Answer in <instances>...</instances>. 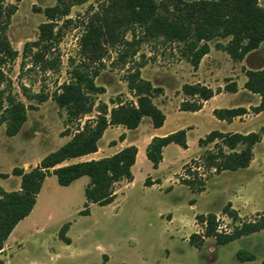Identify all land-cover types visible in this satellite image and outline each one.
I'll return each instance as SVG.
<instances>
[{
	"label": "rangeland",
	"instance_id": "374dc122",
	"mask_svg": "<svg viewBox=\"0 0 264 264\" xmlns=\"http://www.w3.org/2000/svg\"><path fill=\"white\" fill-rule=\"evenodd\" d=\"M109 1L69 2L72 5L67 18L70 22H59L58 42L46 57L54 66L44 70L33 62L37 49L25 52V44L38 40L39 26L46 22L43 11L55 6L57 0H6V5L17 7L6 34L18 51V57L4 67L9 81L0 92V120L7 115L4 110L10 97L22 101L29 109L27 122L16 136H8L6 123L0 121V174L10 175L7 179L0 178V185L9 192L20 190L21 179L12 175L13 169L35 165L64 145L85 121L98 114L102 103L112 107V99L136 101L135 94L128 89V80L139 69L142 77L164 89L154 102L165 106L169 116L165 131L192 127L188 131L189 149L170 145L159 171L146 158L136 168L134 182L113 203L107 206L92 204L87 216L80 212L86 203L83 181L89 179L85 177L73 186L63 187L52 175L44 184L39 206L32 217L35 225L30 227L31 220L23 224L19 230L21 236H16L11 250L0 253V264H103L104 254L109 258L106 264H260L264 260V232L227 245H218L214 238H208L200 249L192 246L189 239L201 231L197 215L217 214L221 228L231 229L232 221L222 214L228 203H232L243 220L264 213V111L258 115L250 111L260 103V97L242 85L246 81L245 69L264 68V43L236 64L226 52L216 49L218 42L226 45L228 39H215L209 43L211 58L200 71L203 82L217 91L224 85L225 78L237 73L240 92L236 96L226 94L219 101L220 106L233 108L237 104V107L249 109L248 115L228 124L213 116L209 108L200 113L180 111L177 106L182 99L194 100L185 96L182 88L194 82L196 76L195 69L182 55L183 43L150 37L143 27L127 26L120 30L116 43L107 45L102 62L90 63L85 57L81 38L86 25ZM259 3L264 6V0ZM210 66L217 67L212 76L207 70ZM83 69L88 73L99 71L95 83L104 87L105 93L90 94L95 104L91 115L68 122L65 110H60L52 97L63 83L72 79L76 70ZM36 94L48 95L49 100L39 104L34 97ZM31 106L38 108L31 109ZM145 127L146 124L140 127V133ZM215 130L243 134L260 132L262 141L255 147L254 160L248 168L212 173L205 190L194 193L179 179L186 176V165L196 170V165L190 164L192 159L213 149V144L201 148L198 141ZM198 171L202 175L209 174L202 167ZM147 178L160 182L146 186ZM66 224L69 225L66 236L72 240L70 245L59 238ZM240 250L254 254L256 260L242 263L237 258Z\"/></svg>",
	"mask_w": 264,
	"mask_h": 264
},
{
	"label": "trees",
	"instance_id": "16d2710c",
	"mask_svg": "<svg viewBox=\"0 0 264 264\" xmlns=\"http://www.w3.org/2000/svg\"><path fill=\"white\" fill-rule=\"evenodd\" d=\"M84 1L86 0H57L55 6L47 7L43 11L46 22L39 26L38 40L25 44V52L37 49L33 54L35 64L41 65L44 70L53 68L54 63L46 57L58 42L61 33L59 22H70L67 19L72 6L69 2ZM16 10V6L6 5V0H0V92L9 81L4 67L18 57V51L13 48L6 34ZM127 26L143 27L145 34L150 37H162L183 43L182 55L197 71L202 59L210 52L209 43L215 39H228L226 45L218 42L216 49L226 52L235 63L244 61L250 53L259 49L264 43V6L259 0H110L102 12L87 23L81 38V48L87 60L90 63L102 62L108 51L107 45L116 43L120 30ZM244 74V89L260 97V103L250 108L253 114L258 115L264 111V68L245 69ZM98 75V70L90 73L84 69L76 70L72 79L63 83L53 95L52 99L59 109L65 110L68 122L80 121L93 113L95 104L90 94L105 93V88L95 83ZM128 89L135 94L136 101L112 99V107L102 103L94 118L85 121L68 142L45 156L37 166L29 170L14 168L12 175L21 179L20 190L9 192L0 185V253L15 227L33 211L47 177L56 176L59 185L63 187L70 186L82 177L89 178L90 183L85 188L86 203L80 212L83 216L90 215L92 204L107 206L113 203L117 185L123 181L130 183L134 180L132 168L138 154L134 145L125 147L110 157L65 164L69 160L96 153L99 141L109 127L123 126L128 130H135L144 118H150L154 128L164 126L166 115L154 102L157 95L164 93V89L155 87L144 79L140 69L130 76ZM224 90L237 93L238 83L227 78ZM182 92L194 99L192 102H182L180 109L185 112L200 111L204 102L215 96L212 88L200 83L185 84ZM34 97L39 104L49 100V96L44 94H36ZM7 102L4 110L7 115L0 121L7 125L6 134L13 137L21 132L27 122L29 107L13 97L7 99ZM30 108L36 110L38 107ZM250 111L240 106L216 109L213 115L219 120L232 122ZM120 139L125 140L124 135ZM261 141L260 132H210L205 138L199 139L198 144L201 148L213 144V149L206 150L200 158L190 161V164L196 165V170L186 165L187 174L180 177V183L188 186L194 193L203 192L210 174L248 168L254 160L255 147ZM171 144L188 149L187 131L179 130L152 139L146 156L154 169L159 168L163 161V150ZM201 167L209 174L202 175L198 171ZM9 177V174H0L2 179ZM159 182L147 178L145 185L152 186ZM222 214L232 221L231 229L221 228L217 214L197 215L196 222L202 231L192 234L189 243L200 249L207 238H214L218 245H227L242 237L264 231V213H258L253 219L243 220L232 203H228ZM68 226L66 224L62 227L59 238L70 245L72 240L66 236ZM237 258L241 262L256 260V256L246 250L238 251ZM107 261L108 256L104 254L103 264ZM260 264H264V260Z\"/></svg>",
	"mask_w": 264,
	"mask_h": 264
},
{
	"label": "crops",
	"instance_id": "0c3cea01",
	"mask_svg": "<svg viewBox=\"0 0 264 264\" xmlns=\"http://www.w3.org/2000/svg\"><path fill=\"white\" fill-rule=\"evenodd\" d=\"M211 55H212V48L210 46V52L209 54H207L201 61L200 65H199V68L197 71H194L193 72L196 74V76L193 78L194 79V82L192 83H188V84H196V83H200V84H203V85H206L210 88H212L214 91H215V96L213 98H211L210 100L204 102L203 104V108L198 111V112H193V113H200V112H203L205 110V108H209V111L210 113L213 114L214 110L216 109H225V108H222L220 106V100L226 95V94H233V95H237V93L240 92V89H241V86L238 85L239 87V90L237 93H228L224 90V86H225V82H224V85H221L220 86V91L218 92L217 90H215L213 88L212 85H208V83L206 82H203V80L201 79V69L203 68V66H205L206 64V61L211 58ZM234 62V61H233ZM235 63V62H234ZM189 64V63H187ZM237 64V63H236ZM192 68V67H191ZM217 69V67L215 66H210L209 68H207V70L210 71V75L212 76V74H214L215 70ZM234 69V67H233ZM192 70V69H191ZM235 72H237L236 69H234ZM234 76H231V77H228V78H232L234 79L236 82H237V73L235 74L233 72ZM144 78V77H143ZM146 79V78H144ZM227 78H225L226 80ZM149 81V80H148ZM151 82V81H150ZM246 81H244L242 83V85L245 84ZM152 83V82H151ZM153 84V83H152ZM155 86V85H154ZM184 99H182L181 102H183ZM181 102L178 103V106L177 108L181 111L180 107H181ZM156 104V103H155ZM157 105V104H156ZM158 106V105H157ZM163 112L164 114L166 115V121H165V124L163 127L161 128H154L153 125H152V121L150 118H144L141 122V124L139 125V127L135 130H128L126 129L125 127L123 126H113V127H109L103 137L101 138V140L99 141V144H98V151L96 153H93V154H90V155H87V156H84V157H81L79 159H72V160H69L67 161L65 164H73V163H76V162H81V161H89V160H99V159H102V158H106V157H110L114 154H116L117 152H119L120 150H122L123 148L125 147H128V146H136L137 149H138V154H137V160H136V163L135 165L133 166L132 168V172H133V175H134V180H135V170L136 168L139 167V165L141 164V162H144L146 161V151H147V148L149 146V144L151 143L152 139L154 137H164V136H167L169 134H172L174 132H177L179 130H186L187 131V142H188V131L192 129L191 126L187 127L186 129L184 127H177V128H174V129H171V130H168V131H165V128L166 126L168 125L169 123V116L166 114V110H165V106H158ZM237 107V104L234 105L233 108H236ZM226 109H230V108H226ZM249 110V109H248ZM248 115V114H247ZM214 116V115H213ZM246 116V115H245ZM244 117V116H243ZM239 118H242V117H238V118H235L233 119L232 122H227V121H222L220 120L221 122H226L228 124H234L235 122H237V120ZM219 120V119H218ZM143 124H146V127H145V131L140 133V127L143 125ZM221 132V131H220ZM223 133H226V132H223ZM135 134V135H133ZM124 135L125 137V140L121 141V136ZM70 140V139H69ZM102 142H105L103 143V145H101ZM111 143H114V144H111ZM172 145V144H171ZM174 145H177V144H174ZM170 146V145H169ZM167 146L164 150H163V161L161 162L160 166L158 169H156L157 171H159L161 168H162V165L165 161V152H166V149L169 147ZM179 146V145H177ZM182 148V147H181ZM188 149H189V144H188ZM187 150V149H185ZM76 160V161H74ZM149 161V160H148ZM39 163V162H38ZM36 163L35 165H32V166H28V167H24L25 170H28V169H31L32 167H35L37 166ZM51 177V176H49ZM47 177L46 180L49 178ZM85 177H82L80 179H78L77 181H75L74 183H72L70 186H73L75 184H77L78 182H80L81 180H84ZM88 178V177H87ZM89 179V178H88ZM45 180V182H46ZM134 180L130 183L128 182H121L120 184L117 185V188H116V198L118 197V195L127 187L129 186L130 184H132L134 182ZM153 182L155 180L151 179ZM160 181V180H159ZM45 182L43 183V187L41 189V192L40 194L38 195L37 197V203L33 209V211L31 212V214L26 217L24 220H22L16 227L15 229L13 230V232L11 233V235L9 236V238L7 239V241L5 242V247H4V250H11V244L12 242H14L16 240V236L17 235H20L21 236V232L19 231L20 228L23 226V224H25L28 220H31L29 225L30 227H33V225H35L36 221L35 219H32V217L34 216L38 206H39V198L42 194V191L44 190V184ZM84 182V189L86 188V186L90 183V180H87V181H83ZM155 184H159V183H155ZM154 185V184H153ZM68 186V187H70ZM116 200V199H115ZM202 231V229H201ZM200 231V232H201ZM199 232V233H200ZM264 232V231H263ZM262 232V233H263ZM260 233V232H259ZM208 239V238H207ZM207 239L205 240V242L207 241ZM18 246L19 245V242L16 241V243ZM213 250V249H212ZM109 260V258H108ZM108 262V261H107ZM242 263H245V262H242Z\"/></svg>",
	"mask_w": 264,
	"mask_h": 264
}]
</instances>
